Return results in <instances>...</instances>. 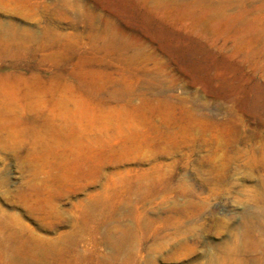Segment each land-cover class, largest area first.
I'll return each mask as SVG.
<instances>
[{"label": "rangeland", "instance_id": "1", "mask_svg": "<svg viewBox=\"0 0 264 264\" xmlns=\"http://www.w3.org/2000/svg\"><path fill=\"white\" fill-rule=\"evenodd\" d=\"M17 1L0 7L2 222L97 243L101 264H219L260 232L264 0Z\"/></svg>", "mask_w": 264, "mask_h": 264}, {"label": "bare ground", "instance_id": "2", "mask_svg": "<svg viewBox=\"0 0 264 264\" xmlns=\"http://www.w3.org/2000/svg\"><path fill=\"white\" fill-rule=\"evenodd\" d=\"M29 2V1H28ZM0 7H3L6 12L8 11V13H14L15 11H17L18 9L23 8L20 5V2H18L17 0H0ZM30 9V8H29ZM2 11V10H0ZM5 12V13H6ZM21 12V11H20ZM26 12V11H25ZM9 13V15H10ZM23 14L25 16V13L23 11ZM12 15V14H11ZM30 16V15H29ZM26 17V16H25ZM29 19V17H27ZM1 24V23H0ZM74 25V24H73ZM3 26V23H2ZM16 28V27H15ZM94 28V27H93ZM2 29V28H1ZM5 29V28H4ZM9 29V28H8ZM92 29V26H91ZM29 30V29H26ZM104 30V29H102ZM4 31V30H1ZM14 31V30H13ZM11 31V32H13ZM23 31V30H22ZM32 31V30H31ZM46 31V30H45ZM24 32V31H23ZM26 32V31H25ZM3 33V32H2ZM48 33V32H46ZM50 33V32H49ZM23 34V33H22ZM2 35V34H0ZM5 35V34H4ZM26 36V35H25ZM23 36V37H25ZM50 36V35H49ZM57 36V35H56ZM12 37V36H11ZM4 38V37H3ZM7 39V38H6ZM21 39V38H20ZM18 39V41L20 40ZM28 39V38H27ZM26 39V40H27ZM54 39V38H53ZM11 40V39H10ZM10 40H4L1 38L0 36V46L3 47H9L10 45L12 46V43ZM15 42L16 39L14 38ZM22 40V39H21ZM25 40V39H24ZM23 41V40H22ZM40 41V39H39ZM55 41V40H54ZM14 42V43H15ZM24 42V41H23ZM58 42V41H57ZM30 43V42H29ZM49 43V42H48ZM16 44V43H15ZM39 44V42H38ZM17 45V44H16ZM22 46V45H21ZM26 46V45H25ZM41 46V45H40ZM2 47V48H3ZM1 48V49H2ZM13 49V47H12ZM44 50V47H43ZM1 51V50H0ZM10 51V50H9ZM4 52V49H3ZM45 52V51H43ZM11 53V52H10ZM4 54V53H3ZM7 54V53H6ZM40 54V53H39ZM8 55V54H7ZM14 55V54H13ZM6 57V56H5ZM4 57V58H5ZM15 57V56H14ZM9 58V57H8ZM12 58V57H11ZM1 59V58H0ZM162 101V99H159V101ZM198 105V104H197ZM199 106V105H198ZM184 107V106H183ZM199 109V108H198ZM254 109V108H253ZM192 113V112H191ZM195 117V116H194ZM197 118V117H196ZM202 118V117H201ZM199 119V118H198ZM230 119V118H229ZM228 119V120H229ZM232 119V118H231ZM208 120V119H205ZM203 121V118H202ZM212 122V121H211ZM214 123V122H213ZM225 123V122H223ZM222 124V123H221ZM206 126V125H205ZM213 127V126H212ZM210 129V128H209ZM215 132V131H214ZM206 134V133H205ZM202 136V135H201ZM218 138V137H217ZM217 144V143H216ZM233 149V148H232ZM214 153V152H213ZM214 155V154H213ZM238 157V156H237ZM233 170V169H232ZM257 195V194H256ZM255 197V196H254ZM257 198V197H256ZM264 209V208H263ZM264 210H261L260 213L257 215V225L260 228V232L259 230H257L258 234H256V231L252 225V223H250L248 221V225L246 226L245 230L243 229L244 233L242 234V238L238 240L234 241V245L232 247L233 250L230 249V252H226L228 254H230L232 256V254H235L237 256H240V261H231L229 259V255L225 256L223 258V261H221V263L219 264H248L249 259H247L248 253L253 251V250H260V258H258V260L255 258L254 261L257 264H264ZM197 213V212H196ZM246 213V212H245ZM249 213V212H248ZM185 214V213H184ZM1 215V214H0ZM3 216V215H2ZM246 219L249 218L247 215ZM5 217V216H3ZM138 218V217H137ZM137 218L135 220H137ZM1 219V218H0ZM2 220V219H1ZM0 220V232L2 233V231L6 233V235H3V237H0V257H3L4 259L7 260L8 264H82V261L85 260L84 262L86 263V257L89 256L90 261L88 259L89 264H101V260L98 257H102V256H96L97 255V249L95 251V244L94 246H92L88 251L87 249V256L84 255V253L86 252L85 247L82 249H79L77 247V241L75 238L68 236H64V235H58L56 237H54V239H43L40 238L38 236H36L33 232L28 230H25V227H22L20 223H18L20 225V227L18 228H12L9 227L8 225H6L4 222H2ZM5 220V219H4ZM97 220V219H96ZM139 220V218H138ZM248 220V219H247ZM89 221V220H87ZM91 221V220H90ZM92 222V221H91ZM100 222V221H99ZM8 223V222H7ZM85 223V222H84ZM88 223V222H87ZM95 223V222H93ZM136 223V222H135ZM92 224V223H90ZM141 224V223H140ZM96 225V223H95ZM99 225V224H98ZM137 225V224H136ZM145 225V224H144ZM15 226V225H12ZM86 227V224L84 225ZM138 226V225H137ZM83 226H81L82 228ZM89 227V226H88ZM98 227V226H97ZM103 227V226H102ZM141 227V226H138ZM88 229V230H87ZM95 229V228H94ZM81 230V229H80ZM79 229L76 230L78 231V233H80ZM86 232H87V236L88 233H90L89 228L86 227ZM84 230V231H85ZM140 230V229H139ZM75 232V230H72ZM83 231V230H82ZM81 231V232H82ZM95 231V230H92ZM85 232V235H86ZM24 233V234H23ZM77 233V234H78ZM92 233V232H91ZM90 233V234H91ZM95 233V232H93ZM96 234V233H95ZM80 235V234H79ZM78 235V236H79ZM84 235V237H85ZM93 235V234H91ZM73 236V235H72ZM76 236V233L75 235ZM76 236V237H78ZM94 236V235H93ZM96 236V235H95ZM89 237V236H88ZM87 237V238H88ZM91 237V236H90ZM89 237V238H90ZM79 238V237H78ZM81 238V237H80ZM247 238V239H246ZM86 239V238H85ZM91 239V238H90ZM95 239V238H94ZM82 240L81 242H83L84 239H80ZM89 240V239H88ZM87 240V241H88ZM94 242V240H93ZM80 243V241L78 242ZM89 243H92L89 241ZM88 244V243H87ZM79 245V244H78ZM180 245V244H179ZM100 246V245H99ZM98 246V247H99ZM179 247V246H178ZM230 247V246H229ZM228 247V248H229ZM87 248V247H86ZM182 248V247H181ZM184 249V247H183ZM190 250V249H189ZM160 251V250H159ZM228 251V250H226ZM183 252V251H182ZM96 253V255H95ZM225 253V254H226ZM254 253V252H253ZM99 254V253H98ZM224 254V255H225ZM100 255V254H99ZM175 256V255H174ZM230 256V258H231ZM257 256V255H256ZM104 258L103 260H105V258L107 259V257H102ZM109 258V257H108ZM112 258V257H111ZM212 259V258H211ZM100 260V261H99ZM109 260V259H108ZM107 261V260H105ZM212 259L211 264H216L218 261H215ZM253 261V262H254ZM6 262V261H5ZM113 262V261H112ZM84 263V264H85ZM114 263V262H113ZM87 264V263H86ZM105 264V263H103ZM106 264H110L106 262Z\"/></svg>", "mask_w": 264, "mask_h": 264}]
</instances>
